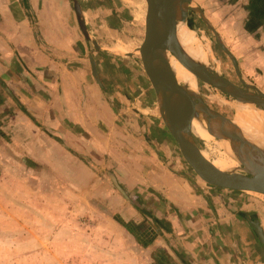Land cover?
<instances>
[{"label": "crops", "instance_id": "crops-1", "mask_svg": "<svg viewBox=\"0 0 264 264\" xmlns=\"http://www.w3.org/2000/svg\"><path fill=\"white\" fill-rule=\"evenodd\" d=\"M193 1L242 74L264 92V0ZM71 11L68 0H0V143L14 152L11 160L47 167L66 182H84L85 190L73 193L87 199L93 211H98L93 199L110 201L125 220L139 219L143 212L134 197L142 206H156L161 230L154 240L125 238L138 253L160 247L169 264H264V249L240 192L217 189L154 158L142 165L129 154L136 137L118 121L92 61L88 66L80 58L88 49L79 22L67 16ZM150 88L149 99L154 96ZM158 109L153 129L165 128L169 135ZM136 130L139 140L154 144L145 128ZM87 157L102 167L118 164L109 178L127 183L128 192L98 193L99 174ZM111 224L106 231L120 234L126 228Z\"/></svg>", "mask_w": 264, "mask_h": 264}, {"label": "rangeland", "instance_id": "rangeland-1", "mask_svg": "<svg viewBox=\"0 0 264 264\" xmlns=\"http://www.w3.org/2000/svg\"><path fill=\"white\" fill-rule=\"evenodd\" d=\"M76 1L81 6L90 36L87 39L79 26L82 45L88 49L80 58L86 59L88 66L92 59L96 61L98 79L104 85L103 93L111 99L118 121L136 137L133 140L137 142L129 143V154H134L142 165L154 158L164 166L177 167L178 171L184 170L207 184L184 159L173 135H167L164 121V130L153 129L154 114L159 112V106L153 88L154 96L147 98L152 84L139 51L146 30V0ZM74 2L68 0L72 11L67 16L78 23ZM191 5L201 8L194 1ZM188 21L197 39L209 50L207 66L242 86L233 61L221 48L213 31L196 12H190ZM242 77L246 83L255 85L243 74ZM198 80L199 95L204 101L232 120L235 117L232 106L236 100ZM142 110L149 112L143 116ZM144 128L154 144L143 143L133 133ZM196 144L211 158L221 152L215 144L206 145L201 141ZM13 154L0 143V264H169V256L160 251V247L142 249L143 252L140 249L138 253L136 245L132 242L128 245L125 240L129 238L135 243L143 238L154 240L152 238L161 230L156 226V206H142L141 200L134 197L131 200L140 203L143 212L139 219L129 217L125 220L110 201L101 199L100 203L93 199L92 205L98 206V211H93L87 199L77 198L73 193L80 187L85 190L84 182L63 181L47 167H29L19 159L11 160ZM19 161L21 165L16 163ZM87 163L99 174L94 183L98 193L128 192L127 183L112 182L109 178V172L117 171L118 164L106 166V162L103 168L88 157ZM239 166H242L240 162ZM130 192L133 194L135 190ZM240 193L238 195L250 207L246 211L251 212L264 229V197L251 192ZM111 223L125 224L126 228L120 234L106 231L104 227Z\"/></svg>", "mask_w": 264, "mask_h": 264}, {"label": "water", "instance_id": "water-1", "mask_svg": "<svg viewBox=\"0 0 264 264\" xmlns=\"http://www.w3.org/2000/svg\"><path fill=\"white\" fill-rule=\"evenodd\" d=\"M146 2V30L139 51L145 71L155 90L163 121L176 139L184 159L195 173L211 186L238 192L253 191L264 195V150L253 145L233 124V120L211 108L199 94L194 97L185 95L171 68L169 55L174 56L198 79L235 100L264 109V92L257 86L246 83L234 55L206 18L203 10L191 5L193 0H146ZM74 3L80 27L85 37L89 39L81 6L76 0ZM191 11L196 12L213 31L219 45L233 61L242 86L212 68L203 66L181 48L175 34L176 22L179 18L188 20ZM92 65L94 73L98 76L94 59ZM190 116L205 121L210 132L217 138L231 140L242 166L233 171H221L198 153L200 148L192 133ZM238 145L239 148L243 145L261 151L259 153L262 156L260 158H249L247 154L244 156L237 148ZM249 222L264 249V229L260 221L252 217L249 218Z\"/></svg>", "mask_w": 264, "mask_h": 264}, {"label": "bare ground", "instance_id": "bare-ground-1", "mask_svg": "<svg viewBox=\"0 0 264 264\" xmlns=\"http://www.w3.org/2000/svg\"><path fill=\"white\" fill-rule=\"evenodd\" d=\"M175 34L181 48L197 62L203 66H207L209 50L197 39L188 20L182 18L177 20ZM169 59L171 68L176 74L177 80L184 90V94L192 97L200 94L198 78L184 67L174 56L169 55ZM232 107L235 110V117L232 119L233 124L240 129L243 136L251 141L253 145L264 150V109L238 100H236ZM189 121L196 141L204 142L206 145L215 144L221 150L215 158H211L206 150L200 149V152L198 153L221 171H233L240 167L237 158L238 156L235 149H233V142L231 140L227 138L221 139L214 136L208 129L205 121H201L191 116L189 117ZM237 148H239V145ZM239 149L244 156L249 155V158H260L262 156L261 153H259L261 151L258 152L248 146L242 145ZM248 192L258 194L259 196L262 195L264 197L263 194L253 191Z\"/></svg>", "mask_w": 264, "mask_h": 264}]
</instances>
